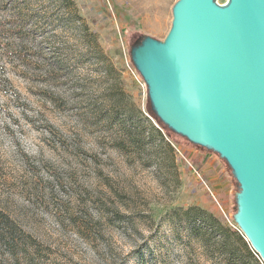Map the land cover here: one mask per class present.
Returning a JSON list of instances; mask_svg holds the SVG:
<instances>
[{"label": "rangeland", "instance_id": "rangeland-1", "mask_svg": "<svg viewBox=\"0 0 264 264\" xmlns=\"http://www.w3.org/2000/svg\"><path fill=\"white\" fill-rule=\"evenodd\" d=\"M177 1L0 0V264H252L229 164L160 128L132 64Z\"/></svg>", "mask_w": 264, "mask_h": 264}, {"label": "water", "instance_id": "water-1", "mask_svg": "<svg viewBox=\"0 0 264 264\" xmlns=\"http://www.w3.org/2000/svg\"><path fill=\"white\" fill-rule=\"evenodd\" d=\"M131 54L159 117L229 164L234 220L264 261V0H178L167 36Z\"/></svg>", "mask_w": 264, "mask_h": 264}, {"label": "trees", "instance_id": "trees-1", "mask_svg": "<svg viewBox=\"0 0 264 264\" xmlns=\"http://www.w3.org/2000/svg\"><path fill=\"white\" fill-rule=\"evenodd\" d=\"M146 37L147 36L144 35L140 41L136 42V44L134 45L133 48H136ZM132 64L134 65V67L136 68L138 73L140 74L139 70L137 69V67L134 63L133 57H132ZM148 112L156 120V122L158 123V125L160 126L161 129H163L164 131H166L167 129L174 131L159 117V115L157 114L156 109L154 108L151 100H150V108H149ZM194 144H196V143H194ZM197 145H199V144H197ZM199 146H201V145H199ZM201 147H204V146H201ZM204 148H207V147H204ZM213 152H215V151H213ZM233 223L237 228H233V229L231 228L230 229V228H226L224 226L222 227V225H223L222 220H220V222H219V226L221 225V230L225 231V228H226V230L228 232V235L224 234V237L226 239L229 237V239L232 241L230 244L232 246V250H231L232 257L238 256L241 258V260L249 261L252 264H261L260 261L258 260V258L256 257L255 250L251 246L250 242H248V240L246 239L245 234L243 232H241V229L236 224L235 220L233 221ZM13 226L14 225L12 223V220L9 218L8 215H6V214L0 215V249L6 247L8 250H10L11 246H16V247L18 246L19 240H17L16 237L14 236V232L16 230L15 229L16 225L14 227ZM228 243H229V241H228Z\"/></svg>", "mask_w": 264, "mask_h": 264}]
</instances>
